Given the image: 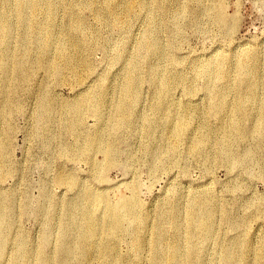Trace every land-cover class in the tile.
<instances>
[{
  "label": "rangeland",
  "instance_id": "374dc122",
  "mask_svg": "<svg viewBox=\"0 0 264 264\" xmlns=\"http://www.w3.org/2000/svg\"><path fill=\"white\" fill-rule=\"evenodd\" d=\"M47 1L34 14L43 28L50 19L44 13L53 12L50 51L30 33V11L11 34L0 33V57L7 46L14 62L9 81L0 72V264H168L176 244L185 264H223L227 249L236 264H264L256 255L264 244V135L251 131L262 115L264 128V0ZM17 2L0 0L3 23ZM220 11L225 23L216 20ZM61 47L73 66L59 56ZM249 54L256 69L241 74L237 62ZM152 69L178 82L166 97L172 132L152 108ZM126 72L139 82L137 97L120 91ZM224 89L231 111L214 112ZM252 91L256 98L248 101ZM116 111L124 122L112 117ZM182 111L188 124L176 127ZM224 126L229 158L221 150ZM99 133L117 137L120 151L101 176L91 160L102 155L90 147ZM198 137L207 140L195 145ZM68 176L78 186L57 181ZM84 188L111 201L132 190L139 203L137 215H124L104 257L63 209ZM190 214L210 217V232L194 227L191 235ZM60 240L77 254L65 257Z\"/></svg>",
  "mask_w": 264,
  "mask_h": 264
},
{
  "label": "bare ground",
  "instance_id": "6f19581e",
  "mask_svg": "<svg viewBox=\"0 0 264 264\" xmlns=\"http://www.w3.org/2000/svg\"><path fill=\"white\" fill-rule=\"evenodd\" d=\"M45 3L46 5L49 4L47 0H28L27 5L25 6V0H18L17 5L15 8H13L11 11H14L16 14L12 16L10 19L5 20L4 22L3 17L0 15V33L2 36H7L12 33V31L15 29L17 24L23 23L25 14L27 11H30V14L32 16L31 20L28 22L30 25V33L37 39V43L42 46V48L45 51H50L53 44V36H54V29L56 28V24L53 20L52 16V10L50 12L46 11L44 14L49 19V22L47 26L43 27V25L40 24V22L37 20L36 15L34 14L36 11H38L39 6ZM220 10H222V7L220 6ZM216 20L218 23H225L226 18L223 16V12L220 11L217 14ZM8 23V24H7ZM148 39H145L144 41H147ZM153 46L157 49L159 48V44L153 41ZM69 49V48H68ZM12 50L9 49L7 46L3 47L2 51L3 54L0 57V72H1V79H6L5 82L9 81L11 79L10 74V67L12 66L13 58L10 54ZM67 48L61 47L59 49V56L60 57H66L70 62L71 66H73V62L71 60V57L66 54ZM70 58V59H69ZM255 58L253 54L244 55L242 56L238 62H237V69L240 71L241 74H248L251 70L250 69H256L255 66ZM18 67L21 64V62L17 61L15 63ZM75 65V64H74ZM20 68V67H19ZM19 69H15V73ZM52 70V69H49ZM73 70V69H70ZM149 83L153 87V94H154V104H152V108L154 110H160V115L163 117L164 122L167 123L168 130H171L172 132L174 128L168 127V120L173 117L174 109L170 107L166 103V97L170 96L171 94V88L178 86V82L175 81L176 77L175 74L171 78L169 77H163L162 75L158 74L155 69L150 70L149 72ZM1 83V80H0ZM139 85V82L136 81L135 76L132 73L126 72L124 82L120 84V91L123 88V92L125 96L129 94H133L134 97H137V94L139 93L137 86ZM225 89L220 91L218 95L221 96L220 100H216L211 104V109L214 112H223L224 110H229L230 113V106L226 100V94ZM247 93H242V95ZM254 95V92L252 91V96ZM255 96L248 99L255 100ZM83 99V98H82ZM80 99V100H82ZM79 100V101H80ZM241 101V100H240ZM247 101V102H248ZM85 102H88V99L78 102L74 107L79 108L81 107ZM93 104V103H92ZM42 108L44 109V113L48 114L50 112L51 107L45 103L42 102ZM245 103H242L240 105L241 110L247 112V108H245ZM171 109V110H170ZM156 115V114H155ZM112 117L116 121L124 122L122 120L121 114L119 111H116L112 114ZM232 118L234 116H231ZM262 118L263 115L260 118H256V121L254 125H252V132L262 134L264 135V128H262L260 125H262ZM175 119V118H174ZM186 119V113L182 111L180 114V117L176 119V127H182L183 124H188V122H185ZM150 128L154 127L153 123L150 124ZM223 137L220 143L223 144L222 154H224L225 158L230 157V149H229V128L224 126L223 128ZM237 130V128H235ZM169 132V133H170ZM206 138L198 137L196 140H194L195 145L204 144L206 142ZM117 137H113L111 140L106 138L102 133L96 134L92 141H90V147L92 150L100 151L102 155V160L99 162L95 160H91V164L94 168L98 165V170L101 171L105 168H108L110 166H113L117 164L118 162V156L120 151L117 149ZM247 155V154H246ZM105 163V167L102 163ZM58 182L64 181L68 184L70 187L78 186L79 182L77 180H74L72 176H68L65 178L58 177ZM129 196L125 195L122 197V199L118 201H111L106 194H103V192L96 193L91 189L84 188L81 190L80 196L77 198H73L63 204V209L65 214L74 213L76 220L74 222H71L72 228L75 230L76 233L79 235L80 238L86 241H90L91 243H94L95 246L99 247L100 254L104 257L107 255V242H110V240H113L115 234L121 227V222L123 220V217L127 213H131L133 215H137L139 203L134 198V193L132 190H130ZM81 194H85V197L83 199L81 198ZM205 206H207L209 203H202ZM191 206H189L190 208ZM95 209H102L103 214L98 215L96 214ZM73 211V212H71ZM53 212H50V217L54 216L52 214ZM68 223L62 224V226L67 227L69 229L70 227L67 226ZM212 223L210 217L204 222L203 220H199L195 214L189 215V225H188V232L193 235L195 233V228L197 229H205L208 232H210ZM143 225L139 226V231L141 232L143 230ZM177 228H179V224L177 225ZM128 230H131L133 233L136 232V227H131ZM60 244H64L65 246L61 247L62 254L65 255V257H70L73 254H77V251L74 250V248L70 247L73 245H69L65 240H60ZM180 246L177 244L174 245V247L168 252L167 255V263L168 264H185L183 261H181L178 258V250ZM222 250V246H220ZM159 250V248H158ZM5 251L3 248H0V260L3 257ZM257 257H261V259H264V244L260 246L258 251L256 252ZM219 256V255H218ZM232 252L227 249L225 251V254L221 255V260L223 264H236L233 260ZM40 264H46L45 260H42Z\"/></svg>",
  "mask_w": 264,
  "mask_h": 264
}]
</instances>
